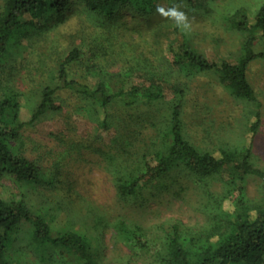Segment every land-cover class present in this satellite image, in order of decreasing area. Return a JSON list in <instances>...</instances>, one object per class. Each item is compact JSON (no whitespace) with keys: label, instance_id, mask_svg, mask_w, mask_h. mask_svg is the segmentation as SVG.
Here are the masks:
<instances>
[{"label":"rangeland","instance_id":"obj_1","mask_svg":"<svg viewBox=\"0 0 264 264\" xmlns=\"http://www.w3.org/2000/svg\"><path fill=\"white\" fill-rule=\"evenodd\" d=\"M204 1L192 7L184 1L159 0L148 17L121 10L110 22L76 4L64 23L28 19L25 22L31 24L10 40L8 55L0 62V100L14 96L16 124L25 126L19 142L12 145L38 167L40 180L30 184L0 175V200L22 201L54 234H84L91 250L90 263L65 251L31 250L27 226H21L19 239L8 251L13 264H160L156 254L169 226H180L188 246L190 237L198 239L211 230L212 216L220 211L207 192L217 199L225 196L219 209L232 211L236 192L227 197L218 178L202 184L181 171L165 180L166 191L143 206L114 191L113 174L132 173L142 156L157 148L176 102L170 86L183 92L184 137L199 151L216 154L219 149L244 148L254 113L259 112L251 162L264 171V61L255 60L248 67L247 80L256 97V103H248L232 97L213 74L174 73L169 53V47L183 43L210 62L235 63L244 35L232 30L226 19L238 10L253 16L263 0ZM1 4L0 0V9ZM74 50L80 58L66 67L70 80L91 89L106 83L110 92L155 81L166 87L165 98L133 107L114 101L103 129L92 103L75 92L57 91L55 103L61 111L30 123L43 89L56 87L58 68ZM253 51L264 53V38L256 40ZM260 187L257 179L247 178L246 201L258 204ZM116 222L139 228L156 247L133 249L114 232Z\"/></svg>","mask_w":264,"mask_h":264},{"label":"trees","instance_id":"obj_2","mask_svg":"<svg viewBox=\"0 0 264 264\" xmlns=\"http://www.w3.org/2000/svg\"><path fill=\"white\" fill-rule=\"evenodd\" d=\"M0 9V62L8 55L10 40L22 32L25 20L38 17L54 19L62 24L76 4H81L91 15L101 16L112 21L121 10L135 17H148L155 10L159 0H1ZM184 1L198 7L203 0H164ZM206 1V0H205ZM204 1V2H205ZM229 27L244 35L240 54L235 63L210 62L192 51L186 44L178 48L169 47L170 66L173 72L185 77L196 74H213L219 84L235 99L256 103L254 91L247 80L249 65L255 60L264 61V53H255L254 45L258 38H264V0L253 16L238 10L227 17ZM80 58L74 50L69 53L58 68L57 85L43 89L40 101L32 111L30 123L51 113H58L61 107L55 103L57 91L75 92L92 103L100 113V125L106 129L108 109L114 101L124 107H133L140 102L152 103L165 98V86L155 81L139 82L135 86L110 92L106 83H98L94 89L79 84L68 77L66 67ZM181 85V84H180ZM176 94L165 131L160 137L152 155H143L138 168L128 175L113 174L112 185L116 195L124 200L139 201L140 206L150 199L159 197L166 191L165 180L178 171L191 177L204 180L218 178L224 185L226 196L237 193L231 212H223L220 203L212 202L217 211L212 216L211 230L198 239L189 238V246L183 238L181 228L172 225L163 231L164 238L156 257L160 264H264V171L253 166L252 147L260 125L259 112L249 126L250 139L240 150L219 149L216 154L199 151L184 137L182 128L183 92L178 86H170ZM14 96H4L0 100V175H11L25 183L36 184L40 180L38 167L18 154L12 144L19 142L20 131L25 124H16ZM9 116V117H8ZM11 124H16L11 126ZM255 178L261 185V201L250 204L244 198L245 180ZM203 180V181H202ZM21 226H27L26 237L31 250H60L73 253L78 260L90 263V246L84 234L67 231L54 234L43 217L32 213L22 201L0 200V264H13L9 248L19 239ZM113 230L117 236L128 242L135 250H150L156 246L147 242L140 229L128 228L123 222H116ZM195 244V245H193ZM195 248H191V246Z\"/></svg>","mask_w":264,"mask_h":264}]
</instances>
